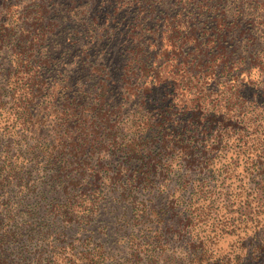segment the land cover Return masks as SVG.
<instances>
[{
  "label": "trees",
  "instance_id": "obj_1",
  "mask_svg": "<svg viewBox=\"0 0 264 264\" xmlns=\"http://www.w3.org/2000/svg\"><path fill=\"white\" fill-rule=\"evenodd\" d=\"M64 2L0 0V264H264V0Z\"/></svg>",
  "mask_w": 264,
  "mask_h": 264
},
{
  "label": "rangeland",
  "instance_id": "obj_2",
  "mask_svg": "<svg viewBox=\"0 0 264 264\" xmlns=\"http://www.w3.org/2000/svg\"><path fill=\"white\" fill-rule=\"evenodd\" d=\"M22 3L27 2V0H21ZM65 0H50V2L55 6L57 4H63V3H67L64 2ZM110 3V0H80L79 4L81 5V7L83 6L85 11L91 10L96 8L97 10V14H99L102 19H101V23H105L108 25H112V19L111 17L107 16V7ZM72 21V22H71ZM91 19L88 20V22L90 23ZM76 20L75 19H71L70 22H65L64 24V29H62L60 27V31L54 36L58 37V39L61 40V42L56 43V49L58 51V49H60L62 52H66L67 50H69L70 48V40L72 38L71 35H73L74 33H77L78 35H81L78 31L82 32L84 31V29H79L80 26L75 23ZM134 23H135V14H134ZM84 25V24H83ZM100 26L102 27V25L100 24ZM77 27V29L75 28ZM83 39V37H79L78 40L81 41ZM79 44H81L80 42L75 43V47H78ZM5 54L3 55L2 59H4ZM78 58H75L74 62H77ZM105 69L103 70L108 71V70H113L114 66L116 65V58L115 57H109V59L105 62ZM121 85L114 83V88H119Z\"/></svg>",
  "mask_w": 264,
  "mask_h": 264
}]
</instances>
